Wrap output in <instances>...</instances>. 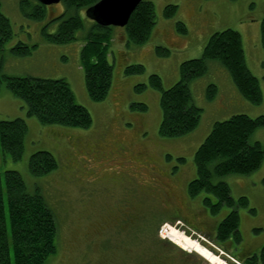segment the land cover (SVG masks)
<instances>
[{
    "label": "rangeland",
    "instance_id": "374dc122",
    "mask_svg": "<svg viewBox=\"0 0 264 264\" xmlns=\"http://www.w3.org/2000/svg\"><path fill=\"white\" fill-rule=\"evenodd\" d=\"M143 1L155 6L157 23L150 40L139 47L128 45L125 28L113 27L108 56L113 83L108 97L95 102L87 92L81 63L84 37L93 24L86 11L80 13L85 31L77 33L78 40L57 45L45 35L56 34L61 21L70 16L63 1L46 7V16L36 19L32 17L36 1L0 0L13 30L12 39L0 52V121L23 119L28 126L20 161L4 153L0 143L3 181L6 172H18L28 192H39L54 211L59 223L58 251L47 264H210L171 241V230L227 264H246L264 247V162L249 176L216 180L229 185L233 199L245 197L249 202L248 208L238 209L239 244L234 239L216 240L219 224L232 209L224 206L212 215L204 199L216 202L215 198L204 192L190 198L188 186L197 178L196 152L215 123L236 115L264 116V49L259 52L256 42L261 43L264 0ZM168 5L178 6L173 19L164 16ZM178 22L186 26L187 35L177 31ZM226 30L242 36L263 102L253 105L237 97L230 73L219 61H212L207 74L189 84L195 105L203 108L199 126L182 137H162V93L151 86V76L160 77L164 90L172 88L181 80V65L202 58L209 41L206 35ZM19 44L30 47L31 53H14ZM131 65H143V74L125 75ZM25 77L67 81L77 103L91 114L92 126H43L29 117L26 104L3 80ZM140 85L145 88L138 91ZM211 86L217 88L216 97L226 99L225 109L216 108L214 99H208ZM134 104H144L147 110L132 108ZM256 142L264 145V127L251 136L250 144ZM39 152L51 153L58 167L34 177L29 162ZM5 204L11 235L6 191Z\"/></svg>",
    "mask_w": 264,
    "mask_h": 264
},
{
    "label": "trees",
    "instance_id": "16d2710c",
    "mask_svg": "<svg viewBox=\"0 0 264 264\" xmlns=\"http://www.w3.org/2000/svg\"><path fill=\"white\" fill-rule=\"evenodd\" d=\"M99 1L101 0H63L66 10L71 14L61 21L56 34L45 35L47 40L57 45H66L78 40L77 33L85 31L80 13ZM177 14L176 5H168L164 10L167 19L175 18ZM45 16L46 7L37 3L33 8L32 17L43 19ZM156 23L154 4L143 1L125 28L128 44L136 47L146 44ZM112 31L113 28H102L93 22L84 37L81 63L85 71L87 92L95 102H102L108 97L113 83V67L108 62L109 49L113 41ZM177 31L182 35L188 34V29L181 22L177 23ZM12 37V25L2 13L0 3V52ZM261 45L264 49V21L261 23ZM12 51L26 56L32 49L19 44ZM158 51L167 52L163 48H158ZM212 61H219L227 69L238 93L245 100L253 105H260L263 102L259 80L249 70L246 62L242 36L233 30L216 33L210 37L202 58L181 65V80L172 88L164 90L160 77L151 76V86L162 93L160 125L162 137H182L199 126L203 110L195 105L189 84L205 76ZM143 72V65H131L125 69V75L129 76L140 75ZM3 80L6 81L11 93L26 104L28 116L35 117L41 125L80 129L92 126L91 114L77 103L67 81L32 77ZM143 88L145 86L140 85L137 90L141 91ZM216 95L217 88L211 86L208 99H215ZM132 108L143 112L147 110L144 104H134ZM263 127L264 116L257 118H250L247 115L233 116L227 121L215 123L210 135L196 152L197 178L188 186L189 197L195 198L203 192L214 197L216 202L210 197L204 199V205L212 215L218 214L224 206L232 209L218 226L216 235L218 242L224 243L234 239L235 243L239 244L242 241L238 209L248 208L249 202L245 197L236 201L232 197L229 185L216 180L229 175L249 176L261 168L264 162V145L259 142L250 144V138L257 129ZM27 131L28 126L23 119L0 121L2 151L10 154L15 162L23 157ZM57 167L56 159L49 152L36 153L29 162V170L34 177L48 175ZM4 178L5 181L0 171V264H47L49 258L58 251V219L39 192L34 194L28 192L21 174L8 171ZM5 191L11 235L7 225ZM246 264H264V247L259 255L246 260Z\"/></svg>",
    "mask_w": 264,
    "mask_h": 264
},
{
    "label": "water",
    "instance_id": "95a60500",
    "mask_svg": "<svg viewBox=\"0 0 264 264\" xmlns=\"http://www.w3.org/2000/svg\"><path fill=\"white\" fill-rule=\"evenodd\" d=\"M48 7L61 3L63 0H37ZM143 0H101L86 11V16L102 28H126L133 13Z\"/></svg>",
    "mask_w": 264,
    "mask_h": 264
},
{
    "label": "bare ground",
    "instance_id": "6f19581e",
    "mask_svg": "<svg viewBox=\"0 0 264 264\" xmlns=\"http://www.w3.org/2000/svg\"><path fill=\"white\" fill-rule=\"evenodd\" d=\"M34 1L39 3L37 0H34ZM168 235H169L170 240L173 241L175 244L184 246L185 250H192L196 252L202 258L207 260L210 264H227L226 262L221 260L219 257L215 256L214 254H212L211 252H209L208 250H206L199 244H196L192 242L190 239H188L187 237L181 235V233L177 232L176 230L169 231Z\"/></svg>",
    "mask_w": 264,
    "mask_h": 264
},
{
    "label": "crops",
    "instance_id": "0c3cea01",
    "mask_svg": "<svg viewBox=\"0 0 264 264\" xmlns=\"http://www.w3.org/2000/svg\"><path fill=\"white\" fill-rule=\"evenodd\" d=\"M216 34V33H215ZM214 35V33H208L206 36H207V40H209L210 39V37L211 36H213ZM205 36V37H206ZM243 40V39H242ZM256 42H257V45H258V50H259V52H261V51H263V48H262V46H261V43L258 41V39H256ZM129 45V44H128ZM243 47H244V53H245V57H246V62H247V65H248V67H249V64H248V60H247V48L245 47V43H244V41H243ZM257 47V46H256ZM248 50H250V47L248 46ZM209 65H211V63H209ZM250 68V67H249ZM234 92H235V94L237 95V97H241V95L238 93V91L237 90H234ZM241 99V98H240ZM214 103V105L216 106V108H218V109H225V104H226V99L225 98H219L218 96L214 99V101H213ZM200 108H202V107H200ZM203 109V108H202ZM213 128V127H212Z\"/></svg>",
    "mask_w": 264,
    "mask_h": 264
}]
</instances>
